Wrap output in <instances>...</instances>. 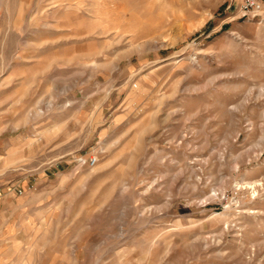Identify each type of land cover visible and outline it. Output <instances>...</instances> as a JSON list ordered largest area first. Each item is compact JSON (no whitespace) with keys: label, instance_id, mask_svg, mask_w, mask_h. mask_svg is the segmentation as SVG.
Instances as JSON below:
<instances>
[{"label":"rangeland","instance_id":"374dc122","mask_svg":"<svg viewBox=\"0 0 264 264\" xmlns=\"http://www.w3.org/2000/svg\"><path fill=\"white\" fill-rule=\"evenodd\" d=\"M237 3L0 0V264H264V11Z\"/></svg>","mask_w":264,"mask_h":264},{"label":"built area","instance_id":"2783aa9c","mask_svg":"<svg viewBox=\"0 0 264 264\" xmlns=\"http://www.w3.org/2000/svg\"><path fill=\"white\" fill-rule=\"evenodd\" d=\"M237 6L241 16L251 19L263 13L264 0H238ZM94 162L95 158L89 157L86 159L85 164L92 166Z\"/></svg>","mask_w":264,"mask_h":264}]
</instances>
